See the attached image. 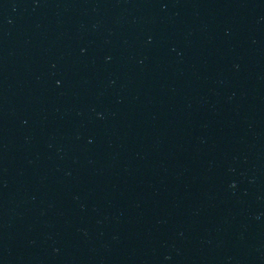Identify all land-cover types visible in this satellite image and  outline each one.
<instances>
[{
	"label": "water",
	"instance_id": "water-1",
	"mask_svg": "<svg viewBox=\"0 0 264 264\" xmlns=\"http://www.w3.org/2000/svg\"><path fill=\"white\" fill-rule=\"evenodd\" d=\"M0 264H264V0H0Z\"/></svg>",
	"mask_w": 264,
	"mask_h": 264
}]
</instances>
